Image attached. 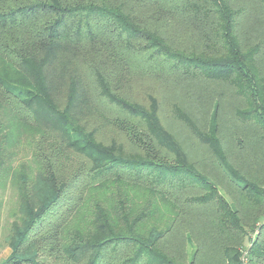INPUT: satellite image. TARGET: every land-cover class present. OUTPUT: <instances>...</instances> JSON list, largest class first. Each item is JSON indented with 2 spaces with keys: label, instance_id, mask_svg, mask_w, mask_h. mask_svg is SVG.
Instances as JSON below:
<instances>
[{
  "label": "trees",
  "instance_id": "obj_1",
  "mask_svg": "<svg viewBox=\"0 0 264 264\" xmlns=\"http://www.w3.org/2000/svg\"><path fill=\"white\" fill-rule=\"evenodd\" d=\"M258 1L264 9V0ZM258 5L0 0V190L16 194L6 235L11 252L0 264H244V251L247 264H264V218L249 239L238 210L187 162L182 146L163 128L156 100L146 108L112 84L116 78L123 85L131 81L132 70L193 73L227 83L247 105L238 110L239 118L264 140V68L257 65L264 43L245 49L237 32L240 19ZM177 28L200 35V53L173 47L168 34ZM82 48H90L93 58L112 57L115 71L85 68ZM65 59L72 69L65 68ZM87 102L118 132V141L106 143L75 116ZM176 112L223 158L211 130H197L178 106ZM227 174L250 206L264 204V190L240 171ZM191 221L205 224L221 243L242 229V248L251 246L237 253L233 245L215 243L214 236L188 260L167 242L177 227L189 237ZM223 251L233 252L227 257Z\"/></svg>",
  "mask_w": 264,
  "mask_h": 264
},
{
  "label": "rangeland",
  "instance_id": "obj_2",
  "mask_svg": "<svg viewBox=\"0 0 264 264\" xmlns=\"http://www.w3.org/2000/svg\"><path fill=\"white\" fill-rule=\"evenodd\" d=\"M249 1H254L256 4V0ZM257 2L259 4L258 9L255 6L249 16H244L240 19L237 28L239 40L245 49L261 40L264 43V9L258 0ZM189 31L192 30L188 28L171 29L168 34L169 40L173 42V47L178 50H183L185 53L195 51L198 54L201 50L196 49L195 46L200 45L198 43L200 35L193 37L191 33H188ZM82 51L85 52V60L87 61L83 63L85 68L88 69V65L94 69L111 67L115 71L116 62H114L112 57L93 58L94 53L90 52V48H82ZM64 62L66 69H72L68 59H65ZM257 65L264 68V51L260 52ZM191 74L132 70L131 74H127L128 79L131 81L123 85L118 83V78H116L112 81V84L117 88L118 92H123L126 96L146 108L152 106L153 100H156L158 116L163 128L168 130L175 141L182 146L183 151L186 153L187 162L199 170V173L207 175L216 184L233 209L238 210L239 216L245 225L246 235L251 239L255 237L256 233L260 232V228L263 226L261 219L264 218V204L250 206L248 204V195L243 194L242 190L230 179L227 170L240 171V175L246 176L248 181L255 184L259 189L264 190V140L260 138V135H257V130L253 129L251 131L247 128L250 125L239 118L238 110L247 105L243 101L244 99L231 86L227 83L211 82L204 77H195ZM59 98L61 97L59 96ZM176 106L190 117L197 130L205 133L211 130L220 139L222 151L224 152L223 158L216 156L211 147L200 140L195 131L178 117ZM111 112L110 109L109 114ZM113 113H115L114 110ZM74 114L87 128L94 129L99 138L106 143H111L114 140L118 141V132L107 124L103 116L100 115L102 112L93 105L87 102L85 108H78ZM240 136H243L242 141L239 139ZM117 144L123 147L122 144ZM161 153L165 154L168 161L173 162V155L169 151L167 152L165 148H162ZM23 154L17 159V164L21 162ZM0 194V197L3 198V204L0 208L1 262L11 252V248L7 244L6 235L15 216L14 213L10 214V210L12 206H15L16 194L12 189L0 190ZM211 210L212 208L207 211L211 212ZM202 220L200 219L201 223L203 222ZM191 222L189 232L193 233L192 236L188 232L189 237H186L187 229L177 227L175 235L172 237L174 239L167 242L172 251L178 250L181 255L186 254L188 260L189 257L193 256L200 243L216 236L214 233L209 236V229L205 224L197 225L193 221ZM243 232L240 229L230 234L225 239V243H221L216 236L215 243L233 245V247H236L237 253L240 250L243 252L245 248L251 246L246 244L245 248H242ZM187 238L190 239V242H188ZM170 242L174 244H169ZM219 248L217 246L215 249L219 250ZM232 252L223 251L222 254L228 257V254ZM208 264L220 263H211L209 261Z\"/></svg>",
  "mask_w": 264,
  "mask_h": 264
},
{
  "label": "built area",
  "instance_id": "obj_3",
  "mask_svg": "<svg viewBox=\"0 0 264 264\" xmlns=\"http://www.w3.org/2000/svg\"><path fill=\"white\" fill-rule=\"evenodd\" d=\"M242 259H243V261H244V264H247V251H244V252H243Z\"/></svg>",
  "mask_w": 264,
  "mask_h": 264
}]
</instances>
